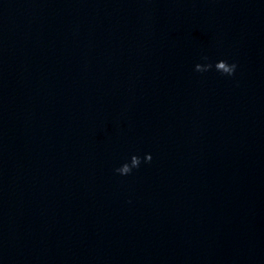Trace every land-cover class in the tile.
I'll return each instance as SVG.
<instances>
[{
	"label": "water",
	"instance_id": "1",
	"mask_svg": "<svg viewBox=\"0 0 264 264\" xmlns=\"http://www.w3.org/2000/svg\"><path fill=\"white\" fill-rule=\"evenodd\" d=\"M0 264H264V0H0Z\"/></svg>",
	"mask_w": 264,
	"mask_h": 264
}]
</instances>
